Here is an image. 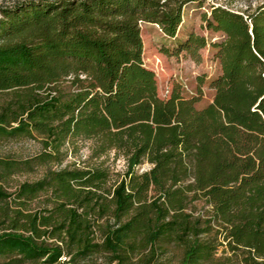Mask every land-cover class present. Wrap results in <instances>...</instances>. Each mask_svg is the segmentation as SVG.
Segmentation results:
<instances>
[{
	"label": "trees",
	"instance_id": "trees-1",
	"mask_svg": "<svg viewBox=\"0 0 264 264\" xmlns=\"http://www.w3.org/2000/svg\"><path fill=\"white\" fill-rule=\"evenodd\" d=\"M193 2L203 0L0 3V139L42 144L0 158V264H94L97 254L98 264H169L170 252L207 264L221 247L229 264H264V3H214L203 21L221 40L191 32L166 49L200 62L215 48L216 71L198 76L213 99L199 107L178 79L160 95L141 33L149 23L175 39ZM79 141L92 142L91 158L122 156L124 172L110 184L104 164H73L3 185L62 162ZM199 200L210 210H189Z\"/></svg>",
	"mask_w": 264,
	"mask_h": 264
},
{
	"label": "rangeland",
	"instance_id": "rangeland-1",
	"mask_svg": "<svg viewBox=\"0 0 264 264\" xmlns=\"http://www.w3.org/2000/svg\"><path fill=\"white\" fill-rule=\"evenodd\" d=\"M13 0H0V3H10ZM221 3L231 7L236 11H245L248 8L254 9L256 6L263 4L264 0H203V2H193L188 4L184 9L183 22L175 39L166 37L159 26L149 23L141 25V33L144 41V60L146 64L153 68L157 74L159 93L161 96L168 95L167 88L172 87L175 79L181 80L190 93H197L199 96L198 106L202 107L212 101L214 91L206 82L200 83L199 75L212 74L216 71V64L213 62L215 48L208 45L201 49L202 60L195 61L186 53L181 52L179 55H173L166 51L175 45L176 41L182 40L189 33L195 32L206 36L209 40H221L222 33L214 32L206 28L203 21V14L210 13L211 5ZM201 85V93L200 92ZM91 141L78 142L79 150L76 153H69L62 162H51L43 166L36 167L35 170H21L15 172L9 179L3 183L7 189L13 192L16 187L24 181H35L40 179L49 169H59L67 165L76 164L77 166L104 164L110 170V184L118 178L117 175L125 170V160L122 156L115 158L114 152H110L100 158H91L90 149ZM42 150V144L38 138H17V139H0V158L21 160L33 157ZM150 168L148 163L140 167V171ZM47 201V195H41L33 203V207H43ZM195 206V207H194ZM195 208V209H194ZM204 200L195 201L189 208L194 210L195 214L210 210ZM220 248L219 259L213 263L207 264H229L228 257L231 255L229 251H223ZM165 261L169 264H179L178 259L172 256V252L166 255ZM170 258V259H169ZM105 260L103 254H97L89 258L90 263L98 264Z\"/></svg>",
	"mask_w": 264,
	"mask_h": 264
},
{
	"label": "built area",
	"instance_id": "built-area-1",
	"mask_svg": "<svg viewBox=\"0 0 264 264\" xmlns=\"http://www.w3.org/2000/svg\"><path fill=\"white\" fill-rule=\"evenodd\" d=\"M169 91H170V89H169V88H167V90H166V93L168 94V93H169Z\"/></svg>",
	"mask_w": 264,
	"mask_h": 264
}]
</instances>
